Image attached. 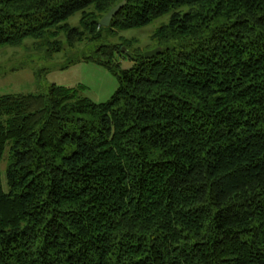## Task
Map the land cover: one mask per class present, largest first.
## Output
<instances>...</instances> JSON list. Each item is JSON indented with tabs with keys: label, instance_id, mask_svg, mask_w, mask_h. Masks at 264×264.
<instances>
[{
	"label": "trees",
	"instance_id": "16d2710c",
	"mask_svg": "<svg viewBox=\"0 0 264 264\" xmlns=\"http://www.w3.org/2000/svg\"><path fill=\"white\" fill-rule=\"evenodd\" d=\"M123 1L111 36L169 18L128 70L85 59L107 102L0 98V264H264V0H0V49L96 42Z\"/></svg>",
	"mask_w": 264,
	"mask_h": 264
},
{
	"label": "rangeland",
	"instance_id": "374dc122",
	"mask_svg": "<svg viewBox=\"0 0 264 264\" xmlns=\"http://www.w3.org/2000/svg\"><path fill=\"white\" fill-rule=\"evenodd\" d=\"M188 8L185 9L187 11ZM168 15L152 21L147 26L118 32L115 36L108 33L107 28L101 29V39L96 42L84 41L74 48L66 47V37L60 34L56 39L64 44L59 52L53 51L42 41L26 39L18 47L0 49V98L7 95H41L48 88L56 85L64 88H78V96L89 99L95 104L107 102L118 87L116 77L106 68L94 61L105 60L106 57L96 53L100 45L111 46L125 42L122 52L129 53L132 58L162 49L153 40L157 30L167 24ZM81 14L77 13L65 23L72 28L80 26ZM51 50V51H50ZM117 57L120 70H128L134 64L127 58ZM5 162L1 170L5 169ZM5 187V178L2 175Z\"/></svg>",
	"mask_w": 264,
	"mask_h": 264
},
{
	"label": "water",
	"instance_id": "95a60500",
	"mask_svg": "<svg viewBox=\"0 0 264 264\" xmlns=\"http://www.w3.org/2000/svg\"><path fill=\"white\" fill-rule=\"evenodd\" d=\"M126 2L123 1L120 4L116 5L114 8H112L99 22V26L103 28H108L110 26V23L112 19L119 13V11L125 6ZM123 51V50H122ZM162 51V49H158L152 52H149L144 55L145 59H150L157 54H159Z\"/></svg>",
	"mask_w": 264,
	"mask_h": 264
}]
</instances>
